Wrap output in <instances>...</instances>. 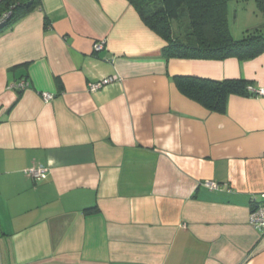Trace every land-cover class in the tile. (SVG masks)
<instances>
[{
	"label": "crops",
	"instance_id": "1",
	"mask_svg": "<svg viewBox=\"0 0 264 264\" xmlns=\"http://www.w3.org/2000/svg\"><path fill=\"white\" fill-rule=\"evenodd\" d=\"M166 45L128 0H41L0 34V264H264L250 223L264 96L215 113L173 81L264 88V53L167 59Z\"/></svg>",
	"mask_w": 264,
	"mask_h": 264
},
{
	"label": "trees",
	"instance_id": "2",
	"mask_svg": "<svg viewBox=\"0 0 264 264\" xmlns=\"http://www.w3.org/2000/svg\"><path fill=\"white\" fill-rule=\"evenodd\" d=\"M143 22L166 43L167 59L238 60L264 53V29H250L241 39L232 35L229 3L248 0H128ZM264 14V0H255ZM41 8V0L0 1V34ZM6 16V17H5ZM188 99L215 113H224L231 95L254 96L250 82L241 79L216 81L195 76L173 78Z\"/></svg>",
	"mask_w": 264,
	"mask_h": 264
},
{
	"label": "built area",
	"instance_id": "3",
	"mask_svg": "<svg viewBox=\"0 0 264 264\" xmlns=\"http://www.w3.org/2000/svg\"><path fill=\"white\" fill-rule=\"evenodd\" d=\"M104 44H105L104 42L95 44L94 46L95 51L97 52L102 51L105 48ZM118 81H119L118 76H111L104 78L98 82L91 83L89 85V91L92 93H96ZM27 87H29V83L27 81H22L17 86L19 90H25ZM248 91L252 93L254 96H258V97L264 96V88H255L254 86H249ZM42 95L45 101H50L53 99V96L48 93H44ZM47 172H48L47 167L32 168L25 171V173L29 177H32L35 180L44 179L46 177ZM205 186L211 190H219L220 188V186L217 183H210V182L206 183ZM254 202L258 203L256 200ZM260 202L262 204H258L250 215V223L251 225H253V227L258 229L259 231H264V194L261 196Z\"/></svg>",
	"mask_w": 264,
	"mask_h": 264
},
{
	"label": "rangeland",
	"instance_id": "4",
	"mask_svg": "<svg viewBox=\"0 0 264 264\" xmlns=\"http://www.w3.org/2000/svg\"><path fill=\"white\" fill-rule=\"evenodd\" d=\"M229 21L231 32L235 39L243 38L249 30L248 28L256 24L264 29V14L259 11L255 0L230 2Z\"/></svg>",
	"mask_w": 264,
	"mask_h": 264
}]
</instances>
